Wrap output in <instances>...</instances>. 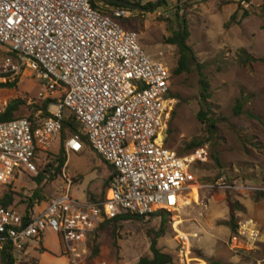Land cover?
<instances>
[{
    "label": "built area",
    "instance_id": "2783aa9c",
    "mask_svg": "<svg viewBox=\"0 0 264 264\" xmlns=\"http://www.w3.org/2000/svg\"><path fill=\"white\" fill-rule=\"evenodd\" d=\"M239 2L249 5V0ZM112 13L132 15L124 7ZM0 44H9L12 52L0 64V84L29 70L41 80L38 96L52 99L49 105L56 108L35 128L25 117L0 122V250L8 242L20 252L50 229L59 235L69 264H129L89 260L88 239L106 219L177 210L193 188L201 187L193 166L208 157L204 147L179 153L165 144L176 103L171 68L141 49L134 30L92 8L90 0H0ZM1 107L0 102V112ZM67 113L82 126L92 150L113 168L107 195L77 200L69 194L68 180L64 194L25 219L24 210L3 204V191L19 172L37 173L38 152L48 151L59 138ZM64 146L78 153L85 144L75 134ZM216 186L235 188L224 180ZM260 237L254 222L242 219L226 245L238 254L253 249ZM176 259V264H193L188 238Z\"/></svg>",
    "mask_w": 264,
    "mask_h": 264
},
{
    "label": "rangeland",
    "instance_id": "374dc122",
    "mask_svg": "<svg viewBox=\"0 0 264 264\" xmlns=\"http://www.w3.org/2000/svg\"><path fill=\"white\" fill-rule=\"evenodd\" d=\"M138 1L145 7L144 4L156 0ZM229 3L235 6L231 14L234 20L230 19ZM131 11V16L122 17L127 22L123 27L134 30L141 49L171 69L178 55L176 47L167 43L166 38L178 27L180 17L184 18L189 31L187 43L197 59L206 63L204 72L211 92L208 101L217 121V133L200 146L206 149L208 157L193 166L196 182L201 186L195 195H192L193 188L186 196V203L177 210H167L165 216L158 210V216L144 220L125 219L99 225L87 241L90 254L92 248L98 246V252L89 260L104 258L135 264L139 257L151 255L149 234L163 229L164 235L157 239V245L175 261L181 242L188 238L190 256L195 258L193 264H201L196 258L204 264H211L210 260L214 264H264V61L259 60L264 57V0H249L247 7L239 0H165L150 11L135 8ZM244 11L248 12L246 17H243ZM244 53L252 55L256 61L242 63ZM8 55H12L9 44H0V64ZM197 80L196 70L171 76L176 103L165 144L180 152L190 151L185 146L193 139L207 140L204 125L196 118ZM11 82L14 85L0 86L2 110L10 100L18 99L23 103L15 115L40 122L43 112L37 108L44 101L38 96L41 80L24 70ZM237 98L243 102L238 115L233 112ZM49 110L56 108L48 105ZM48 150L38 152V164L50 162L58 154V140ZM214 157L219 159L220 166ZM110 173V167L90 146L85 145L78 153L68 151L61 173L41 186L40 194L44 198L39 205L45 207L48 199L64 194L68 180L71 183L69 194L73 198L103 200L108 192ZM31 175L21 171L11 184L16 192L14 207L19 210H24L23 198L30 196L36 187ZM220 180L235 188L216 186ZM208 185L213 187H206ZM242 219L252 220L261 237L253 249L237 254L229 250L226 243L232 224L237 225ZM30 244L36 248L25 254ZM27 246L15 252L16 264L39 261L41 254L43 261L50 254L68 260L62 254L59 235L50 229Z\"/></svg>",
    "mask_w": 264,
    "mask_h": 264
},
{
    "label": "trees",
    "instance_id": "16d2710c",
    "mask_svg": "<svg viewBox=\"0 0 264 264\" xmlns=\"http://www.w3.org/2000/svg\"><path fill=\"white\" fill-rule=\"evenodd\" d=\"M125 1L137 3V4L139 3L138 0H125ZM163 3H165V0H162L159 6ZM90 4L92 8L97 9L99 12H101L104 15L110 16L114 21L118 22V24H120L122 27L127 23L126 19L113 15L112 9L124 7L130 10H134V8L125 7L113 2H106L104 0H90ZM153 4H154L153 2H148L144 4V6L149 7L152 6ZM100 5L110 6L111 9L110 10L103 9L102 6ZM247 15L248 12L244 11L243 17H246ZM234 18L235 16L231 15L230 19L234 20ZM188 35H189V31L185 24V20L181 16L178 27L171 32V34L166 38V41L167 43L172 44L176 47L177 55H178L175 66L171 69V76L180 75L182 73L187 74L192 70H196L198 76L197 82L199 85V90H198L197 99L199 103V109L196 113V118L201 124L204 125V128L207 132V136H206L207 140L193 139L185 146L187 150H191L200 147L217 133V121L211 114V104L208 101L211 97V92H210V83L207 74L204 72V69L206 68V63L200 62L195 56L194 51L187 43ZM259 60L264 61V57L259 58ZM251 61H256V58L248 53H244L241 62L249 63ZM12 85H14V82L0 84V86H12ZM172 96H174L173 93ZM51 101L52 99L50 98L45 99L41 104V106H38L37 108L38 110H42L43 112L42 120L51 115L50 112L48 111V105L50 104ZM22 103L23 102L18 99L10 100L6 104L4 109L0 112V122L8 121L14 118H19L15 114L18 111L20 104ZM242 107H243V102L239 98H237L233 108L234 114L238 115L241 112ZM172 115H174V111L172 112ZM25 118H27L32 123L33 128H35L38 125V122L33 120L31 117H25ZM75 134L79 136V138L85 145L89 146V144L86 141V136L83 133L82 126L75 119L72 113H67L62 120V131L59 138L57 139L59 144L58 154H56L52 159V161L50 162L47 163L40 162L38 164L37 173L31 175L36 183V187L30 196H25L23 198L24 200H22V202L26 203V206L24 208L26 214L24 217L25 219L28 217L30 213H32V211L36 207L39 206V202L42 200V198H44L40 194V189L43 183L45 181L54 180L55 177L61 173L62 167L64 166L66 161V150H65L64 142L69 136ZM178 152L183 153L180 151ZM214 160L217 163V165L220 166L219 159L214 157ZM108 166L111 169V173L108 178L110 180L114 171L110 165ZM15 197H16V192L14 191V189H12V186L9 185L8 189L3 191V200H2L3 204L5 206H10V205L14 206ZM159 213L164 216L168 214L166 210H161ZM158 215H159L158 212L151 213L149 216L146 217L127 214L112 219H106L100 225H103L104 223L106 224L107 222H118L120 220H125V219L144 220L147 217L150 216L153 217ZM235 229H236V224H232L231 233H233ZM149 235H150L149 249L151 255H145L139 257L135 264H176L174 258L170 254L163 252L157 245V239L164 235V230L163 229L153 230V234L152 235L149 234ZM97 252H98V246L95 245L91 250L90 257L94 256ZM14 254L15 251L8 245V242H5L4 247L0 250V264H16V258ZM210 262L211 264H214L212 260H210ZM30 264H38V262L37 260H32Z\"/></svg>",
    "mask_w": 264,
    "mask_h": 264
},
{
    "label": "crops",
    "instance_id": "0c3cea01",
    "mask_svg": "<svg viewBox=\"0 0 264 264\" xmlns=\"http://www.w3.org/2000/svg\"><path fill=\"white\" fill-rule=\"evenodd\" d=\"M231 5V6H230ZM227 6H230L231 7V12H230V15L231 14H233V12L235 11V6H234V4H233V6H232V4L231 3H229ZM229 15V16H230ZM30 243V242H29ZM32 248H36V246L34 245V244H30V245H28L27 247H26V251H25V254H28L29 253V250L30 249H32ZM42 255V258L38 261L37 260V262H38V264H68V260H65L64 258H58V257H56V256H54V255H52V254H50V257H48L46 260H44L43 261V254H41Z\"/></svg>",
    "mask_w": 264,
    "mask_h": 264
},
{
    "label": "water",
    "instance_id": "95a60500",
    "mask_svg": "<svg viewBox=\"0 0 264 264\" xmlns=\"http://www.w3.org/2000/svg\"><path fill=\"white\" fill-rule=\"evenodd\" d=\"M104 1L117 3L119 5H122V6H125V7H129V8H135L137 10H148V11H150V10H153V9L157 8L162 0H156L155 3L152 6H149V7H143L140 4L127 2L125 0H104Z\"/></svg>",
    "mask_w": 264,
    "mask_h": 264
},
{
    "label": "bare ground",
    "instance_id": "6f19581e",
    "mask_svg": "<svg viewBox=\"0 0 264 264\" xmlns=\"http://www.w3.org/2000/svg\"><path fill=\"white\" fill-rule=\"evenodd\" d=\"M196 194V189L194 188L193 191H192V195H195ZM186 203V200H184V204Z\"/></svg>",
    "mask_w": 264,
    "mask_h": 264
}]
</instances>
